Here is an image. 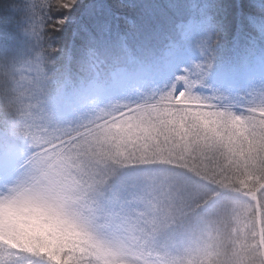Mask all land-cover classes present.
Masks as SVG:
<instances>
[{
    "label": "snow or ice",
    "instance_id": "1",
    "mask_svg": "<svg viewBox=\"0 0 264 264\" xmlns=\"http://www.w3.org/2000/svg\"><path fill=\"white\" fill-rule=\"evenodd\" d=\"M0 264H264V0H0Z\"/></svg>",
    "mask_w": 264,
    "mask_h": 264
}]
</instances>
